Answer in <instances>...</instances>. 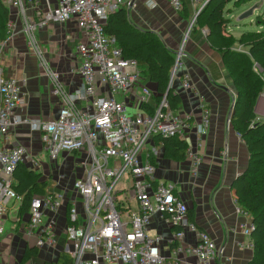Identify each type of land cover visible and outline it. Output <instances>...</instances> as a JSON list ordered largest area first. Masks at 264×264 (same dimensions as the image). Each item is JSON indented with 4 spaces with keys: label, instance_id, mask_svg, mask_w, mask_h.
Returning a JSON list of instances; mask_svg holds the SVG:
<instances>
[{
    "label": "built area",
    "instance_id": "obj_1",
    "mask_svg": "<svg viewBox=\"0 0 264 264\" xmlns=\"http://www.w3.org/2000/svg\"><path fill=\"white\" fill-rule=\"evenodd\" d=\"M167 1L176 14L184 10L187 1L193 7L189 32L206 0ZM134 2L55 0L53 6L48 5L46 10L37 13L36 20L24 21L23 33L33 43L36 30L50 23L75 20L85 38L77 47L82 86L67 94L61 88L58 75L48 73L52 93L61 100L56 118L47 122L21 119L15 114L25 103L20 82L5 77L0 68V235L4 232L2 224L10 206L16 204L17 211L16 206L22 202L13 188L14 171L25 162L30 163L33 171L39 168L36 158L23 146L8 142L10 130L26 124L40 133L43 151L50 161H55L61 152L84 155L80 163L84 173L72 183L73 192L82 199L83 221L78 223V214L72 207L65 228L73 264H231V258L222 255L209 234L190 220L187 206L174 194L173 187L155 180L150 156H158L159 152L152 146L150 153L148 144L155 137L188 140L191 123L189 116H175L165 97L158 105H152L153 94L145 85L136 60L125 58L122 49L104 32L109 16L130 8ZM146 3L154 6L152 0ZM12 6L24 13L27 7L38 10L39 2L15 0ZM182 52L183 47L175 54L170 83L183 67ZM180 83L184 91L199 101L201 120L194 129L202 138L210 124V111L192 85L189 74L181 75ZM150 106L153 107L148 110ZM185 155L190 174L194 176L201 157L191 146L187 147ZM126 172L132 178L126 197L136 201L135 214L129 208L119 209L116 202L120 192H113ZM62 205L61 193L48 192L31 200L26 234L36 238L37 247L55 243L54 221L50 218L45 224L44 219L47 214L57 215ZM236 213L250 219L237 204ZM156 216L171 229L168 238L148 235ZM240 229L243 235L251 236L254 225L250 221ZM187 233L193 235L190 244H184Z\"/></svg>",
    "mask_w": 264,
    "mask_h": 264
},
{
    "label": "crops",
    "instance_id": "obj_2",
    "mask_svg": "<svg viewBox=\"0 0 264 264\" xmlns=\"http://www.w3.org/2000/svg\"><path fill=\"white\" fill-rule=\"evenodd\" d=\"M14 1L2 0L9 11L10 28L6 41L0 45V68L5 77H13L21 85L25 103L16 109L15 114L21 119L52 121L58 114L61 100L52 93V82L48 73L58 75L61 88L67 94L80 88L82 80L78 73L80 59L77 47L85 38L72 19L62 24L50 23L36 30L34 42L30 43L23 33L24 21L36 20L37 13L46 10L48 5L53 6L55 0H37L39 9L27 7L24 13L18 7L12 6ZM152 3L153 7L146 0H135L126 9L127 19L140 31L155 34L172 53L176 54L183 47V67L169 85L181 99L179 108L172 113L175 116H189L191 129L186 140V149L191 146L201 157L198 172L192 176L186 155L183 161L163 158V143L153 138L147 148L151 153L150 149L154 146L159 152L158 156H150L155 167V180L172 186L174 194L184 202L188 210L193 209L191 216L188 212L190 220L209 234L222 255L231 258V264H249L253 257L251 237L243 235L240 226L251 219L236 213V203L230 191L232 181L244 171L249 157L245 144L230 123L235 99L234 86L220 53L211 49L206 42V27L196 25L188 32L193 14L190 3L187 1L184 6L187 18L181 15L184 10L176 14L167 0H152ZM183 74H189L192 85L203 97L210 111V124L202 138L198 137L194 129L201 120L199 101L181 88L180 78ZM145 85L153 94L155 86L147 82ZM151 103L155 105L153 98ZM255 115L254 122L264 121V92L257 99ZM8 142L10 145L23 146L36 158L39 168L35 171L41 174L42 180L48 182V192L63 195V205L57 215L45 216V224L50 218L54 221L55 243L42 247H37L35 237L26 234L27 213H20L21 203L16 206L17 211L16 204L11 205L8 216L10 212L14 214L3 221L7 222L8 230L0 235V264L55 262L60 253L69 255L65 228L68 225L70 208H75L78 223L83 221L82 199L73 192L72 183L82 177L84 168L80 165L82 161L79 165L70 167L66 161L70 156L84 159V155L61 152L55 161H50L43 151L40 133L31 130L26 124H19L10 130ZM60 155L65 163L59 165L57 161ZM24 165L32 170L29 162ZM126 199L129 200L127 208L133 214L137 213L136 201L130 197ZM131 206H134V211ZM149 232L168 238L171 229L156 216L151 222ZM192 241L193 235L187 233L184 244ZM26 250H36V254L21 262ZM162 251L167 257V251Z\"/></svg>",
    "mask_w": 264,
    "mask_h": 264
},
{
    "label": "trees",
    "instance_id": "obj_3",
    "mask_svg": "<svg viewBox=\"0 0 264 264\" xmlns=\"http://www.w3.org/2000/svg\"><path fill=\"white\" fill-rule=\"evenodd\" d=\"M240 6L247 0H210L196 18V25L206 27V42L220 53L235 90V103L230 123L243 141L248 152V164L230 185L232 199L247 212L254 225L251 232L253 257L249 264H264V121L254 122L258 97L264 92V20L263 30L244 32L235 40L227 31L223 11L228 3ZM187 18L186 10L181 13ZM9 11L0 0V45L7 39ZM195 25V26H196ZM194 26V27H195ZM104 32L122 49L127 59L136 60L142 79L155 86L154 104L166 98L171 112H175L181 99L169 87L175 54L169 51L153 33L143 32L129 23L126 10L121 9L108 18ZM238 44L247 52L232 46ZM152 108H148L151 110ZM163 143V158L173 161L185 159L186 140L155 137ZM15 192L22 198L20 213H27L31 200L48 193V182L41 174L20 164L13 173ZM193 209L188 210L189 215ZM36 250H26L21 262L35 255ZM44 264H73L69 255L60 253L57 261Z\"/></svg>",
    "mask_w": 264,
    "mask_h": 264
},
{
    "label": "rangeland",
    "instance_id": "obj_4",
    "mask_svg": "<svg viewBox=\"0 0 264 264\" xmlns=\"http://www.w3.org/2000/svg\"><path fill=\"white\" fill-rule=\"evenodd\" d=\"M246 13H250L249 16L246 19L240 20V16ZM223 16L227 20V31L235 40H237L239 36L244 32H255L258 29L262 31L263 26H261V24H263L262 21L264 20V0H247L245 4H242L240 6L235 5L234 1H231L226 5L223 11ZM232 47L240 48L243 52H247V49L242 48L238 44H234ZM81 161H83V157L70 156L69 159L66 161V164H69L68 167H70V165L77 166ZM57 162L59 165L65 163V160L62 155L59 156ZM71 177L72 173H70V178ZM53 178L56 179V177ZM131 185L132 178L130 174L126 172L123 176V179L115 186L113 190V192H120L117 194L118 199L116 202V205L119 207V209H126L128 207L127 202H129V200L126 199V195L128 196V190L130 189ZM131 208L132 211H134V206H131ZM13 214V212H10L8 219H10ZM2 226L6 233V230H8L7 222L3 223ZM148 235L151 237L155 236V234H151L150 232H148ZM1 239L2 238H0V240Z\"/></svg>",
    "mask_w": 264,
    "mask_h": 264
},
{
    "label": "water",
    "instance_id": "obj_5",
    "mask_svg": "<svg viewBox=\"0 0 264 264\" xmlns=\"http://www.w3.org/2000/svg\"><path fill=\"white\" fill-rule=\"evenodd\" d=\"M210 0H206L205 3L202 5L200 11L198 12L197 14V17L199 16V14H201V12H203L205 10V8L207 7L208 3H209ZM250 13H246V14H242L240 16V20H243V19H246L248 16H249ZM235 101H233V105H234ZM233 105H232V108H233Z\"/></svg>",
    "mask_w": 264,
    "mask_h": 264
}]
</instances>
